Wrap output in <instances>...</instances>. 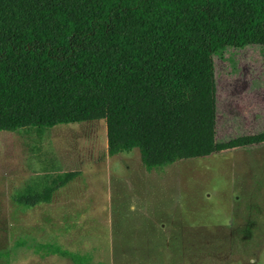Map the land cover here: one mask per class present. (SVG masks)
<instances>
[{"label":"trees","instance_id":"1","mask_svg":"<svg viewBox=\"0 0 264 264\" xmlns=\"http://www.w3.org/2000/svg\"><path fill=\"white\" fill-rule=\"evenodd\" d=\"M249 44L264 61V0H0V131L34 148L56 125L103 120L107 154L136 148L148 170L264 143V131L216 137L214 58ZM38 161L17 205L48 203L79 175Z\"/></svg>","mask_w":264,"mask_h":264},{"label":"rangeland","instance_id":"2","mask_svg":"<svg viewBox=\"0 0 264 264\" xmlns=\"http://www.w3.org/2000/svg\"><path fill=\"white\" fill-rule=\"evenodd\" d=\"M214 63L217 139L264 131L261 46ZM31 138L0 131V264H76L39 243L86 264H264V143L148 170L136 148L107 154L103 120L56 125L34 148ZM38 157L79 175L48 203L17 205Z\"/></svg>","mask_w":264,"mask_h":264}]
</instances>
